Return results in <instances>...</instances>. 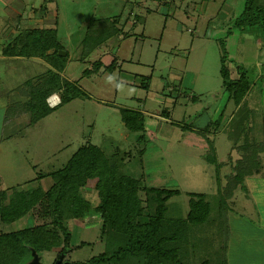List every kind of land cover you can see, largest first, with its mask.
<instances>
[{
  "label": "rangeland",
  "instance_id": "obj_1",
  "mask_svg": "<svg viewBox=\"0 0 264 264\" xmlns=\"http://www.w3.org/2000/svg\"><path fill=\"white\" fill-rule=\"evenodd\" d=\"M23 1L29 9L22 18L25 27L26 16L34 12L30 9L40 7L34 4L35 0ZM8 4L5 12L0 8V32L21 24L20 21L12 24L10 12L16 10ZM54 5L59 9L56 28L59 45L69 53L64 79L59 83H75V87L60 95L66 100L71 96L73 99L51 109L47 117L34 125H28V113L19 115L20 109H17L19 127H4L3 95L46 72L49 66L45 59L26 54L16 58L9 54L1 56L11 41H2L0 35V43H3L0 46V77L4 80L0 88V191H29L38 186L49 189L54 179L43 176L36 180L37 176L61 169L85 142L90 141L103 150L119 149L129 162L133 161L134 174L140 177L142 189L145 185L179 189L182 194L169 202L168 218L178 220L188 233H195L192 227L186 229L185 224L189 193H206L216 200L219 188L234 176L235 163L242 157L233 151V141L225 131L236 103L231 91L223 86L224 63L233 79L244 73L253 83L248 102L256 111L255 137L258 142L264 141V21L258 29L251 28L254 20L252 11L248 10L252 9L253 15L263 13L264 0H57ZM116 16L122 18L121 34L82 59L81 50L90 23ZM253 35L263 40L262 46L252 45L249 40ZM8 59H12L11 66ZM98 60L105 67L117 60L116 71L110 73L102 69L101 73L84 76ZM5 67H9L6 70L9 75L3 79ZM143 77L151 78L150 90L141 87ZM80 92L87 97H76L75 93ZM122 108L141 111L145 118L148 142L144 169L140 167L142 161L138 158L136 143L140 133L127 131ZM16 129L22 132H11ZM148 131L155 136L150 139ZM210 140L216 145L219 167L207 160ZM130 153L135 154V158L130 159ZM82 194L91 201L93 211L88 217L65 222L74 248L65 254L69 263L84 262L118 248L117 243H111L109 235L106 238L103 234V222L97 209L100 199L88 180H85ZM141 197L145 198L144 190H141ZM239 198L229 204V229L222 226L220 220L217 223L207 221L197 227L195 234L225 237L229 233L233 239L230 245L232 264H259L254 263V258L264 264V233L254 228L255 225H249L251 220L237 216V211L243 213L244 208H249L244 204L235 208L234 202ZM245 202L250 206V202ZM259 212L256 219L262 217ZM147 214L144 213V221ZM50 222L51 217L47 221L39 215H28L6 231L37 228L46 231L54 228ZM62 246L60 240L54 250L43 251V263L53 264ZM249 248L263 249V252L258 250L253 256L248 254ZM22 252L25 255L20 257L25 259L26 251L22 249ZM27 255L33 259L32 252L28 251ZM16 263L17 258L1 264Z\"/></svg>",
  "mask_w": 264,
  "mask_h": 264
},
{
  "label": "trees",
  "instance_id": "obj_2",
  "mask_svg": "<svg viewBox=\"0 0 264 264\" xmlns=\"http://www.w3.org/2000/svg\"><path fill=\"white\" fill-rule=\"evenodd\" d=\"M248 10L252 11L251 16L254 20L251 28L261 27L264 12H255L257 15H253L254 11ZM121 19L120 16H116L96 19L90 23L81 50L82 59L88 58L95 50L103 48L111 38L121 34L119 26ZM17 21L19 17L12 24ZM13 27L17 28L19 33L4 49L6 53L4 52L3 56L9 54L11 57H23L26 54L28 57L45 59L49 66L48 70L46 66V72L3 95L5 103L3 125L14 128L19 127L17 109H20L19 115L28 113V125H34L47 117L51 109H57L65 101L73 99V96L68 100L63 99L60 92L71 90L75 83L69 81L59 83V80L64 79L69 53L59 45L56 30ZM65 51L67 56H60V52ZM117 66V60L106 67L98 60L92 69L84 72V76L101 73L102 69L114 73ZM238 75V79H233L224 63L223 86L231 91V98L236 103V110L225 131L233 141V151L240 153L242 157L235 163L234 176H230L227 184L219 188L216 200H212L210 197L212 195L206 193H189V211L185 224L186 229L192 227L195 233L197 227L207 221L217 223L220 220L219 223L229 229L231 226L229 204L240 196H248L246 185L248 178L264 177V141L258 142L255 137L256 111L248 102V93L253 83L248 75L244 73ZM141 87L150 90L151 78L143 77ZM53 94H59L61 98V103L56 107H50L47 103ZM75 95L87 97L83 92ZM166 111L167 109L164 110L165 113ZM121 112L127 131L140 133L136 143L140 156L138 158L142 161L140 167L144 169L143 159L148 142L145 118L142 112L136 109L122 108ZM214 126L219 128L216 124ZM11 132L22 131L16 129ZM132 158H135V154L130 153V159ZM127 160L119 149L103 150L88 141L61 169L37 176L36 180L43 179V176L54 179L49 189L44 190L42 186H38L29 191L18 189H12V192L0 191V264L15 258L16 264H26L32 259V256L27 255L28 251L32 253L36 251L41 256L43 251L55 249L60 240L63 242L61 253L66 254L74 250L66 223L73 219L88 217L93 211L91 201L82 194L85 180H88L90 186L98 193L100 202L97 209L103 222V234L106 238L109 235L111 243L115 245L117 243L118 248L87 261L71 264H231L232 235L228 233L222 237V234H213L204 237L188 233L180 226L178 220L168 218L171 211L169 202L175 196L181 195V191L148 185L142 189L140 177H135L134 174L135 163ZM207 160L217 167L221 166L217 158L216 145L211 140ZM230 160L233 161L232 158ZM142 172L144 178V171ZM141 190H144V199L141 197ZM145 212H148L146 221L143 220ZM28 215L32 217L39 215L47 221L51 217L50 223L54 228L46 231H41L40 228L6 231L13 223L25 219ZM29 234L30 237L27 236ZM22 249L26 251L25 259L21 258L25 255Z\"/></svg>",
  "mask_w": 264,
  "mask_h": 264
},
{
  "label": "crops",
  "instance_id": "obj_3",
  "mask_svg": "<svg viewBox=\"0 0 264 264\" xmlns=\"http://www.w3.org/2000/svg\"><path fill=\"white\" fill-rule=\"evenodd\" d=\"M8 2L11 3L13 8H15V10H16V11L12 10L10 12V16H12V18H9V19H12V23H13V21L19 17V21L21 22V24H19V27L23 26V23H22L23 14H25V12L27 10H29L28 8L27 9L25 8L26 3L23 0H0V8H3L4 12L9 8ZM56 2H57V0L55 2H48V0H35L34 4L35 5L38 4V6L40 8L37 9L34 6L33 9H30V11H34V12H31L29 16H26L27 23H24L25 29L39 28V29L56 30L58 22H59V9H58L57 5L56 6L54 5V3H56ZM257 28H259V26L255 27L253 29H257ZM58 32L59 31H57V39L59 36ZM18 33L19 32L17 31V28L15 29L12 26V28H4L2 30V32H0V35L2 34V36H1L2 41H7V43H8L9 41L12 42L15 39V37H17ZM249 41L254 46H258V45L262 46L263 45L262 44L263 40L260 39V37H256L255 35H253V38L250 39ZM2 45H3V43H0V46H2ZM1 51H2V49H0V54L2 53ZM245 51L247 54H249V51H247L246 48H245ZM1 56H3V55H1ZM13 58H16V57H13ZM35 61L37 63H39L40 60L36 59ZM8 63H9V66H11L13 64L12 59L11 60L8 59ZM8 69H9V67L7 69L5 67L4 71L2 72L3 74H5V76L2 77L3 79L8 78L9 72L6 71ZM1 81H4V80H1V77H0V88L2 87ZM250 90H249V92H250ZM250 95L251 94L248 93V96H250ZM0 102H1V100H0ZM4 110H5V107H4ZM263 123H264V121H263ZM263 130H264V124H263ZM154 136H155V134L153 132L148 131V137L150 139ZM217 153H218V151H217ZM246 185L248 188V196H246V197L242 196L241 199L239 198V200L236 201L235 208L241 206L242 204L245 205L244 207H249V208H244L245 212H243V213L237 211V216H240L241 218H244V219L251 220V223L248 222V220H247L248 224L251 226H252V224L255 225L254 228L259 229L262 231V233H264V177H256L255 176V177L248 178L246 180ZM242 198L247 200L248 202H250V206ZM247 209L249 210V214H247L248 213ZM258 210L261 212V213L259 212V214H262V217L260 219H256ZM250 230H252L251 227H250ZM258 250L263 252V249H258ZM258 250L251 249V248L247 249L248 254H251L253 256L258 254ZM238 251H240V250H238ZM238 255H239V257H241L239 252H238ZM230 263L232 264V252H231V250H230ZM254 263L263 264L255 258H254ZM236 264H240V262H237Z\"/></svg>",
  "mask_w": 264,
  "mask_h": 264
},
{
  "label": "water",
  "instance_id": "obj_4",
  "mask_svg": "<svg viewBox=\"0 0 264 264\" xmlns=\"http://www.w3.org/2000/svg\"><path fill=\"white\" fill-rule=\"evenodd\" d=\"M66 55H67L66 52H60V56H66ZM40 261H41V259H40L39 255L37 254V252L33 251V260L27 264H40ZM56 264H65L64 263V255H61L60 259L56 262ZM66 264H68V263H66Z\"/></svg>",
  "mask_w": 264,
  "mask_h": 264
},
{
  "label": "built area",
  "instance_id": "obj_5",
  "mask_svg": "<svg viewBox=\"0 0 264 264\" xmlns=\"http://www.w3.org/2000/svg\"><path fill=\"white\" fill-rule=\"evenodd\" d=\"M47 103L49 104L50 107L58 106L61 103V98H60L59 94L51 95L48 98Z\"/></svg>",
  "mask_w": 264,
  "mask_h": 264
},
{
  "label": "flooded vegetation",
  "instance_id": "obj_6",
  "mask_svg": "<svg viewBox=\"0 0 264 264\" xmlns=\"http://www.w3.org/2000/svg\"><path fill=\"white\" fill-rule=\"evenodd\" d=\"M61 255H64V263H65V264H66V263L71 264V263L67 262L68 260L65 259V254H64V253L58 254V257H57V259L54 261L53 264H56V262L60 259ZM39 257H40V259H41L40 264H44V263H43V262L45 261L44 258H43L42 256H40V255H39ZM32 260H33V259H32ZM30 261H31V260H29V262H30ZM45 264H46V262H45Z\"/></svg>",
  "mask_w": 264,
  "mask_h": 264
},
{
  "label": "clouds",
  "instance_id": "obj_7",
  "mask_svg": "<svg viewBox=\"0 0 264 264\" xmlns=\"http://www.w3.org/2000/svg\"><path fill=\"white\" fill-rule=\"evenodd\" d=\"M113 79V77H109V80H112Z\"/></svg>",
  "mask_w": 264,
  "mask_h": 264
}]
</instances>
